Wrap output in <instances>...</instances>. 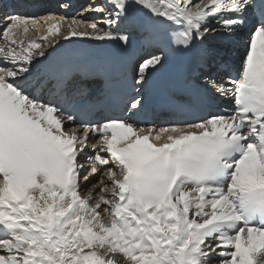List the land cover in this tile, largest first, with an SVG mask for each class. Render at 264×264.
Masks as SVG:
<instances>
[{
    "label": "snow or ice",
    "instance_id": "obj_1",
    "mask_svg": "<svg viewBox=\"0 0 264 264\" xmlns=\"http://www.w3.org/2000/svg\"><path fill=\"white\" fill-rule=\"evenodd\" d=\"M85 11L91 19L66 26L0 20V264H264V0H104ZM41 20L46 31L29 38ZM244 32L239 78L204 80L169 126H144L137 96L127 115L83 120L73 99L87 89L69 72L52 77L51 98L38 94L56 37L128 46L139 33L153 50L137 68L142 87L169 53L197 51L203 63L212 40L227 57ZM213 88L232 112L215 109Z\"/></svg>",
    "mask_w": 264,
    "mask_h": 264
},
{
    "label": "bare ground",
    "instance_id": "obj_2",
    "mask_svg": "<svg viewBox=\"0 0 264 264\" xmlns=\"http://www.w3.org/2000/svg\"><path fill=\"white\" fill-rule=\"evenodd\" d=\"M98 1H100V0H98ZM86 2V0H83L81 3H85ZM91 16H92V14H87V17H90L91 18ZM64 17L69 21L71 18H73V17H76V18H78L77 16H75V15H72V16H69L68 18H67V15H64ZM84 17H86V16H84ZM89 18V19H90ZM137 19V21H139L140 19L142 20V21H144V18L143 17H137L136 18ZM68 23V22H67ZM78 44V43H77ZM95 44H104V43H102V42H96V41H91V40H84V41H81L80 42V45H95ZM146 54H147V56L149 55V53L148 52H146ZM217 261H218V258H216V259H214L213 260V264H217Z\"/></svg>",
    "mask_w": 264,
    "mask_h": 264
}]
</instances>
